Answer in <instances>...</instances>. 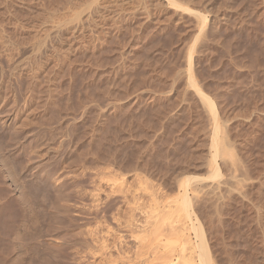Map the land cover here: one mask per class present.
Instances as JSON below:
<instances>
[{
	"label": "rangeland",
	"instance_id": "374dc122",
	"mask_svg": "<svg viewBox=\"0 0 264 264\" xmlns=\"http://www.w3.org/2000/svg\"><path fill=\"white\" fill-rule=\"evenodd\" d=\"M170 1L0 0V89L4 88L0 112L5 107L7 111L5 100H10L16 102L12 112L20 122L34 113L44 114L45 107L54 113L52 124L48 121L54 128L35 135L31 153L25 152L24 159H31L33 151L35 156L38 145L42 151L46 140L57 146L64 129L70 133L62 158H55L50 166L72 173L58 180L60 190L53 189V183L37 184L41 189L36 194L27 187L31 200L27 208L14 195L6 197L10 205L4 213L7 229L17 230L23 224V264H169L170 260L175 264H264V0ZM198 14L209 21L206 43L200 48ZM53 27H58L57 33ZM35 43L40 44L37 49ZM28 46L37 52H29ZM190 52L196 60L194 79L216 104L221 135L230 145L225 149L231 150L229 156L235 155L233 164L242 166L240 170L232 162L227 165L231 157L226 158L228 167L225 162L223 166L219 156L218 172L198 167L210 158L206 128L213 113L208 116L188 78L177 75L188 68ZM19 56L28 57L23 68L15 67ZM67 113L79 116L74 128L59 123ZM3 132L1 140L14 145L5 141L1 147L12 148L25 139L21 132L15 139ZM234 170L242 180L237 186L229 183V192L225 187L219 190L220 196L200 191L204 183L226 178ZM179 177H189L187 189ZM190 181H198L194 184L200 190L195 187L197 191L192 192ZM186 191L187 206L182 194ZM8 236L11 247L13 238ZM49 238L57 242L55 248ZM30 242L39 247L31 249ZM14 257L15 253L7 259ZM21 257L19 263L14 262L16 257L10 263L20 264Z\"/></svg>",
	"mask_w": 264,
	"mask_h": 264
},
{
	"label": "bare ground",
	"instance_id": "6f19581e",
	"mask_svg": "<svg viewBox=\"0 0 264 264\" xmlns=\"http://www.w3.org/2000/svg\"><path fill=\"white\" fill-rule=\"evenodd\" d=\"M167 1V0H166ZM173 2H176L177 3V1L175 0H172ZM172 1H170V2H172ZM187 1V0H186ZM191 1V0H190ZM188 3H189V1H188ZM191 3V2H190ZM173 4V3H172ZM181 5V4H180ZM85 11V10H84ZM178 13V12H177ZM87 14V13H86ZM196 16H197V13H196ZM219 17V16H218ZM195 18V17H194ZM225 18V17H224ZM197 19V18H196ZM196 21H198L197 23L199 24L198 26H199V35H198V37H197V40L196 41H198L199 43H200V45H199V43L197 44L199 47L198 48H200L202 45H201V43L202 44H204V43H206V42H204V41H206L205 40V35H207L206 34V28H207V25H208V23H207V18H206V15H202V14H198V20H196ZM209 22V21H208ZM214 22V21H213ZM74 25V24H73ZM195 25L197 26V24L195 23ZM195 25H194V27H195ZM212 25V24H211ZM59 27H60V25H59ZM63 27V26H62ZM54 28V27H53ZM61 28V27H60ZM210 28H212V26L210 27ZM209 28V29H210ZM55 29V28H54ZM58 27L55 29V32L57 33L58 31ZM213 30V29H212ZM212 30H211V32H212ZM60 31V30H59ZM210 31V30H209ZM214 31V30H213ZM215 32V31H214ZM52 33V32H51ZM208 33V32H207ZM213 33V32H212ZM55 34V33H54ZM210 34V33H209ZM52 35V34H51ZM54 36V35H53ZM57 36V35H56ZM215 36V35H214ZM46 37V36H45ZM213 37V36H212ZM42 40H43V38H42ZM73 42V41H72ZM204 42V43H203ZM41 43V42H40ZM197 43V42H196ZM36 44V43H35ZM37 45V44H36ZM38 45H40V44H38ZM38 45H37V47L35 48V49H37L38 48ZM69 45V46H68ZM67 46L68 47H70V44H68ZM211 45V44H210ZM33 46H34V44H33ZM195 47H196V44L194 45ZM28 48H30L29 46H28ZM198 48H197V50H198ZM203 48V47H202ZM192 49V48H191ZM207 49V48H206ZM28 50V49H27ZM66 50H67V48H66ZM202 50V49H201ZM29 51V50H28ZM27 51V53H25L27 56L29 55V54H31V53H29V52H33V51H36V50H34V47H32L31 46V48H30V51L28 52ZM203 51V50H202ZM37 52V51H36ZM204 53L206 52V51H203ZM208 52V51H207ZM33 54H34V52H33ZM199 56V55H198ZM26 56H24L22 59L20 58V56H19V60L16 62V64H15V67L16 66H19L20 67V65H21V67L23 68V62L24 61H27V60H24V58H25ZM28 57H30V55L28 56ZM28 57H26L25 59H27ZM30 59V58H29ZM29 61V60H28ZM187 63H188V68L184 71L183 70V72L182 71H180L181 73H179V74H177V75H181V77L182 76H185V77H187L188 78V80H187V82H188V84H189V86H191V87H195L194 89V92H195V95L198 97H196L195 95H193L194 97H196L197 99H200L201 98V100H199L201 103L202 102H204L203 103V107H206V108H204V109H206V110H208V111H206V112H208L209 113V117L212 115V113H213V120H211V118H210V121H209V125H208V127L206 128V130L207 129H209V130H207L208 132H209V135L207 134V136L208 137H206L207 139H208V141H206V142H209L208 143V146L210 145V147H207V149H209V150H207V151H209L208 152V154H210V158H208L207 156H206V159H207V161L205 162V163H202V164H204V165H198V167H201V166H203L202 168H204V167H207L208 169H206V168H204V169H206V171L208 170H215L216 169V171L218 172V170H219V167H218V161L217 160H219V159H217L218 158V156L219 157H221L220 159L222 160L223 159V166H224V162H225V165L227 164L226 162L228 161V160H226V158L227 159H229V157H231L230 159H231V161L229 162V164H227L228 166L230 165V163L232 162V164H233V162L234 161H236V159L234 160V159H232V156L234 155L232 152V155L231 156H229L230 155V153H229V151L228 150H230V149H228V150H226L227 149V147L228 146H230L229 144H227L229 141H226L227 139L225 138V136H224V134H223V136H224V139H226V140H224L223 139V136L221 135L222 133H223V127H222V130L220 129V127L222 126V125H220L219 123H218V121L216 120V113H217V110L215 109V106H216V104H215V106H214V103L212 102V100H210L209 99V97H207L208 95H206L198 86H197V83H196V81H195V79H194V61H196L195 60V56H194V53L193 52H190L189 53V55L187 56ZM24 64H27L28 65V63H24ZM14 66V65H13ZM12 66V67H13ZM18 67V68H19ZM28 67V66H27ZM25 68V67H24ZM11 69V68H10ZM14 69V68H13ZM15 69H17V68H15ZM199 69V68H198ZM10 71H14V70H10ZM0 72H2V71H0ZM5 72V71H4ZM33 72V71H32ZM47 72V71H46ZM10 73V72H9ZM12 74H14V73H12ZM5 75V74H4ZM9 75V74H8ZM44 75V74H43ZM196 75V77H197V74H195ZM50 76V75H49ZM60 76V75H59ZM176 76V75H175ZM5 77V76H4ZM39 77V76H38ZM45 77V76H44ZM43 77V78H44ZM177 77V76H176ZM179 77V76H178ZM177 77V78H178ZM180 77V78H181ZM1 78V77H0ZM6 78V77H5ZM57 78V77H56ZM2 79V78H1ZM36 79V78H35ZM40 79V78H39ZM4 80V79H3ZM8 80H10V79H8ZM37 80V79H36ZM199 80V79H198ZM2 81V80H1ZM14 81V80H13ZM52 81V80H51ZM180 81V80H179ZM10 82H11V80H10ZM200 82V81H199ZM15 83V82H14ZM177 83H178V81H177ZM4 84V83H3ZM34 84V83H33ZM43 84V83H42ZM47 84V83H46ZM7 85V84H6ZM35 85V84H34ZM10 86V85H9ZM50 86V85H49ZM172 86V85H171ZM1 87H6V86H2L1 85ZM52 87V86H51ZM202 87V86H201ZM37 88H39V87H37ZM44 88V87H43ZM186 88V87H185ZM14 89H16V88H14ZM49 89H50V87H49ZM192 89V88H191ZM190 89V91H192ZM3 90H4V88H1L0 89V99H1V96H2V93L4 94V92H3ZM30 90V89H29ZM42 90V89H41ZM45 90V89H44ZM50 90H52V89H50ZM174 90V89H173ZM189 90V89H188ZM6 91V90H5ZM10 92V91H9ZM14 92V91H13ZM42 92H44V91H42ZM41 92V93H42ZM50 92V91H49ZM184 92V91H183ZM188 92V91H187ZM186 92V93H187ZM194 92H192V93H194ZM40 93V92H39ZM48 93V92H47ZM46 93V94H47ZM6 94V93H5ZM14 94V93H13ZM33 94V93H32ZM183 94V93H182ZM189 94V93H188ZM8 95V94H7ZM19 95V94H18ZM38 95V94H37ZM36 95V96H37ZM48 95V94H47ZM46 95V96H47ZM185 96H186V94H184ZM29 96V95H28ZM35 96V97H36ZM46 96H44V98L46 97ZM92 96V95H91ZM90 96V97H91ZM188 96V95H187ZM189 96H191V95H189ZM31 97H33L32 95H31ZM50 97H52V96H50ZM57 97V96H56ZM200 97V98H199ZM11 98V97H10ZM96 98H98V97H96ZM193 98V97H192ZM195 98V99H196ZM8 99V98H7ZM40 99H42L41 97H40ZM47 99V98H46ZM48 100V99H47ZM187 100V99H186ZM191 99L189 98V101H190ZM15 101V100H14ZM45 101V100H44ZM63 101V100H62ZM192 101H193V99H192ZM1 102V101H0ZM6 102V103H5ZM5 104H6V106L8 107L7 108V111L5 112L4 110L6 109V107L4 108V110L2 111V109H1V112H5L3 115H1V112H0V130L1 131H4V132H7V133H11L10 135H13L14 137V139H15V137H16V135L15 134H17V133H23V135L24 136H22V137H24L23 139V141L22 142H20L18 145L16 144V146H13L12 148H11V146L12 145H14L13 143H11V141H10V143L11 144H8L9 142L7 141V140H5L6 141V143L8 144V145H11L10 146V148H9V146L7 147L6 145L7 144H5V146H6V148L5 147H1V146H3L4 145V143H5V141L3 142V139L1 140V137H0V140L2 141V142H0V145H1V143H3V145H1L0 146V264H11L10 263V261H13L14 259H15V257H16V259L14 260V262H20V261H18L19 259L18 258H20L21 257V255H22V257H23V254L25 255V253H23V251H25L24 250V248H25V246H26V244H25V242H24V240L22 239V237H24L25 235H22V231H23V228H22V226H23V224H22V226H20V227H17V230L16 229H10V232H9V230L7 229L8 227H7V224H8V222H7V224H6V219H5V214L4 213H6L7 212V210L8 211H10L8 208L10 207V205H8L7 204V199H6V197H10V195H14L15 196V198H17L18 199V201L22 204V205H24L25 207L27 206V205H29V203H28V201L30 200V199H27L28 197V195H26V189H27V187H29L28 189L31 191H33L34 193L37 191L38 192V190H39V188L37 187V184H38V186L40 185L41 186V184H47L48 183V185L50 184V183H53L54 184V186L53 187H55V188H53V189H58V187L56 188V186H59L60 187V185H59V183L61 184V182H59V181H62V180H59V179H62L63 177H64V175L66 176L67 175V173H69L68 171H62V170H59V167L58 166H54V167H58V168H56V170H55V168L54 167H50V166H52V165H54L53 163V160L55 159V158H59V157H61L60 156V154H62V152H63V148L65 149V144H66V142H67V139H69L68 138V135L70 134L69 133V131H67L66 129H64L65 131H66V133H64V135H61L60 134V137L61 138H59L60 140H58V142L59 143H57V141H56V143H57V146L56 145H50V144H48V142H46L45 141V143H47V145H45V147H42V151H40L41 149V147L40 146H42V145H38L39 146V150L37 151L38 153H36L35 154V156H34V151L32 152V155H33V157L31 158V159H29V157H27V159H24L26 156H28V155H26L25 157L23 156V154H25V152H27V151H30L29 149L31 148H29V146L31 145V143H32V139L35 137V135H37V134H39V131L41 132V130L42 129H47V128H51L52 126H51V124H52V118L54 117V113H53V110L52 109H49V107L48 108H46L45 107V109H47V111H44L45 113L44 114H42V112H40V113H34V114H36V115H34L33 113V115H32V117H30L29 116V118H27V120L25 121L24 119L26 118V117H22V119L24 120V121H19L17 118H16V116L17 115H14L13 114V109H14V105L15 104H13V103H16V102H13L12 101V103H11V101L10 100H5ZM20 102V101H19ZM35 102V101H34ZM42 102V101H41ZM49 102V101H48ZM55 102V101H54ZM38 103V102H37ZM66 103V102H65ZM88 103V102H87ZM111 103V102H110ZM110 103H107V105L108 104H110ZM187 103V102H186ZM1 104V103H0ZM47 104H49V103H47ZM104 104V103H103ZM195 104V103H194ZM204 104H205V106H204ZM32 105V104H31ZM49 105H52V102L49 104ZM61 105V104H60ZM86 105V104H85ZM4 106V105H3ZM36 106V105H35ZM53 106V105H52ZM65 106V105H64ZM87 106V105H86ZM104 106H106L105 104H104ZM195 106H196V104H195ZM17 107V106H16ZM39 107V106H38ZM51 107V106H50ZM18 108V107H17ZM36 109V107H33L32 109ZM53 108V107H52ZM58 108H59V106H58ZM71 108V107H70ZM73 108V107H72ZM186 108V107H185ZM202 108V107H201ZM31 109V110H32ZM238 109V108H237ZM104 110V109H103ZM105 110H107V109H105ZM201 110V109H200ZM243 110V109H242ZM30 111V110H29ZM34 111V110H33ZM40 111V110H39ZM205 111V110H204ZM203 111V112H204ZM210 111L212 112V113H210ZM249 111V110H248ZM21 112V111H20ZM199 112V111H198ZM205 112V113H206ZM27 113V112H26ZM57 113V112H56ZM59 113V112H58ZM79 113V112H78ZM16 114V113H15ZM74 114V113H73ZM211 114V115H210ZM29 115V114H28ZM28 115H26L27 117H28ZM83 115V114H82ZM97 115V114H96ZM38 116H41V118L40 117H38ZM78 115H69L68 113H67V115H65L64 117H62V119H60V125L62 124V123H64L65 124V127L67 128L68 126V128H70V125H75L78 121V118H79V116L77 117ZM85 116V115H84ZM37 117H38V120H37ZM60 117V118H61ZM209 117L207 118V119H209ZM31 118V119H30ZM40 118V119H39ZM229 118V117H228ZM42 119V120H41ZM226 119V118H225ZM235 119V118H234ZM40 120V121H39ZM55 120H56V118H55ZM39 121V122H38ZM51 121V124L49 123V122ZM77 121V122H76ZM227 121V120H226ZM54 122V121H53ZM76 122V123H75ZM208 122V121H207ZM58 123V122H57ZM57 123H53V124H57ZM64 124H63V126H64ZM208 124V123H207ZM58 125V124H57ZM60 125H58V126H60ZM73 125H72V127H73ZM63 126H61L60 128H65V127H63ZM224 126V125H223ZM227 126V125H226ZM71 127V128H72ZM52 128H54V127H52ZM67 128V129H68ZM74 128V127H73ZM93 128V127H92ZM59 129V128H58ZM58 129H56V131L58 130ZM49 130V129H48ZM63 130V129H62ZM61 130V131H62ZM71 130V129H70ZM205 130V131H206ZM43 131V130H42ZM47 131V130H46ZM206 131V132H207ZM220 131H222V132H220ZM224 131H225V126H224ZM4 132H3V134H4ZM53 132V131H52ZM51 132V133H52ZM55 132V131H54ZM77 132V131H76ZM7 133H5V134H7ZM13 133V134H12ZM56 133V132H55ZM60 133V132H59ZM63 133V132H62ZM72 133V132H71ZM98 133V132H97ZM44 134H45V132H44ZM50 134V133H49ZM1 135V134H0ZM8 135V134H7ZM47 135V134H46ZM78 135V134H77ZM52 136V135H51ZM58 136V135H57ZM71 136V135H70ZM69 136V137H70ZM238 136V135H237ZM6 137V136H5ZM9 137V136H8ZM12 137V136H11ZM37 137V136H36ZM41 137H42V135H41ZM53 137V136H52ZM59 137V136H58ZM12 138V139H13ZM17 138V137H16ZM20 138V137H19ZM47 138V137H46ZM51 138V137H50ZM78 138V137H77ZM11 138H9L8 140H12ZM13 139V141H16V140H14ZM40 139V138H39ZM44 139V138H43ZM49 139V138H48ZM51 139H53V138H51ZM206 139V140H207ZM38 141V140H37ZM41 141V140H40ZM39 141V142H40ZM53 141V140H52ZM55 141V140H54ZM72 141V140H71ZM225 141L227 142L226 144H225ZM31 142V143H30ZM38 142V143H39ZM42 142V141H41ZM49 142H50V139H49ZM68 142H69V140H68ZM78 142V141H77ZM15 143V142H14ZM34 143H36V142H34ZM44 143V144H45ZM52 143V142H51ZM42 144H43V142H42ZM68 144H70V143H68ZM72 144V143H71ZM84 144V143H83ZM75 145V144H74ZM88 145H89V143H88ZM206 145V144H205ZM37 145H35V147H36ZM37 146V147H38ZM44 146V145H43ZM36 147V148H37ZM67 147H70V146H68L67 145ZM88 147V146H87ZM206 147V146H205ZM225 147H226V149H225ZM3 148H5L6 150H3ZM32 148H34V147H32ZM68 149V148H67ZM74 149V148H73ZM32 150V149H31ZM72 150V149H71ZM81 150V149H80ZM226 150V151H225ZM40 151V152H39ZM70 151V150H69ZM68 151V152H69ZM228 151V153H226ZM231 151V150H230ZM84 152V151H83ZM30 153H31V151H30ZM224 153V155H222ZM27 154H29V153H27ZM70 154V153H69ZM68 154V155H69ZM80 154V153H79ZM226 154V155H225ZM228 154V155H227ZM31 154H29V156H30ZM67 155V156H68ZM206 155V154H205ZM222 155V156H221ZM62 156H64V155H62ZM76 156H78V155H76ZM86 156V155H85ZM225 156V157H224ZM228 156V157H227ZM235 156V155H234ZM7 157H9V158H11V160L9 159V158H7ZM31 157V156H30ZM82 157V156H81ZM81 157H79V159L81 158ZM203 157V156H202ZM62 158V157H61ZM60 159V158H59ZM59 159H57V160H59ZM71 159V158H70ZM76 160L78 159V158H75ZM205 159V158H204ZM203 159V160H204ZM12 162V164H11V162ZM13 160V161H12ZM73 160V159H72ZM202 160V161H203ZM234 160V161H233ZM54 161H56V160H54ZM238 161V160H237ZM8 162H10V164L8 163ZM53 162V163H52ZM68 162V161H67ZM66 162V163H67ZM75 162V161H74ZM51 163H52V165H51ZM61 163V162H60ZM65 162H63V164H64ZM70 163V162H69ZM220 163H221V161H220ZM59 164V163H58ZM63 164L61 165V166H63ZM68 164V163H67ZM94 164V163H93ZM232 164H231V168H232ZM239 164V163H238ZM84 164L82 163V166H83ZM86 165V164H85ZM100 165H101V163H100ZM220 165V164H219ZM221 165V166H222ZM226 165V166H227ZM235 165H237V163L235 164H233V167H236ZM67 166H69V164L67 165ZM66 166V167H67ZM87 166H88V164H87ZM227 166V167H228ZM239 166V165H238ZM238 166L235 168V170L237 171L239 168H238ZM70 167H72L71 165H70ZM240 167V166H239ZM54 170H53V169ZM82 168H84V167H82ZM81 168V169H82ZM197 168V167H196ZM231 168H230V170H231ZM238 168V169H237ZM241 168H242V166H241ZM240 168V169H241ZM62 169V168H61ZM66 169H68V167L66 168ZM85 169V168H84ZM90 169H92V168H90ZM106 169V168H105ZM227 169V168H226ZM233 169V168H232ZM239 169V170H240ZM72 170V169H71ZM80 170V169H79ZM78 170V171H79ZM83 170V169H82ZM102 170V169H101ZM235 170L234 171H232V172H235ZM59 171H60V173H59ZM62 171V172H61ZM70 171V170H69ZM81 171V170H80ZM79 171V172H80ZM204 171V170H203ZM207 171V172H208ZM215 171V172H216ZM244 171V170H243ZM67 172V173H66ZM74 172V171H73ZM79 172H77V173H79ZM84 172H86V169L84 170ZM83 172V173H84ZM89 172V171H88ZM183 172V171H182ZM185 172H186V170H185ZM211 172V171H210ZM215 172L213 173V176H215ZM83 173H81V174H83ZM184 173V172H183ZM241 173V172H240ZM243 173V172H242ZM69 174H72L71 172L69 173ZM75 174V173H74ZM93 174V173H92ZM103 175H105L104 174V172L102 173ZM108 174V173H107ZM195 174V173H194ZM231 174V172H229V175ZM184 175H186L185 173H184ZM196 175V174H195ZM228 175V174H227ZM237 175H239V173L238 174H236V172H235V174H231L230 176H226V178H216V180H213V181H210V183H208V182H206L207 184L205 185V183H204V186L202 185V184H200V185H202L203 187H204V190H203V188H201L202 190H200L199 189V187L198 186H195V184L198 182H193V181H190V182H193V185H191V186H193L194 187V189H193V187L192 188H190V189H192L193 191L192 192H194V190L195 191H197V189L196 188H198V191L200 190L201 192L202 191H204L203 192V195H204V193H205V190L207 191L206 193H208V191H210V193L209 194H211V193H213V194H216L217 192H219V190L221 189V188H223V189H225V190H227L228 189V187L230 186V185H228L229 183H231V186H232V183H233V186H234V183L236 184V183H240L241 182V180H242V178L241 177H238ZM244 175V174H243ZM68 176V175H67ZM70 176H73V175H70ZM84 176V175H83ZM86 176V175H85ZM91 176V175H90ZM107 176V175H106ZM105 176V177H106ZM181 176V175H180ZM247 176V175H246ZM69 177V176H68ZM76 177V176H75ZM81 177H82V175H81ZM107 177H109V176H107ZM216 177V176H215ZM84 178V177H83ZM88 178H89V176H88ZM241 178V179H240ZM244 178V177H243ZM80 179V178H79ZM95 179V178H94ZM93 179V180H94ZM180 179H181V177H179V181H180ZM251 179V178H250ZM249 179V180H250ZM59 180V181H58ZM64 180V179H63ZM81 180V179H80ZM88 180V179H87ZM178 180V179H177ZM181 180H183V181H180L181 183H182V185H185V184H187V182L189 181V177H187V179H181ZM194 180V179H193ZM240 180V181H239ZM56 183H55V182ZM91 181V180H90ZM202 181V180H201ZM246 181H248V180H246ZM245 181V182H246ZM57 182H59V183H57ZM64 183H65V181H63ZM76 182H77V180H76ZM75 182V183H76ZM177 182V181H176ZM244 182V183H245ZM249 182H251V181H249ZM86 183V182H85ZM178 183V182H177ZM195 183V184H194ZM52 184V185H53ZM82 184V183H81ZM88 184V183H87ZM92 184H93V182H92ZM189 184V183H188ZM187 184V185H188ZM243 184V183H242ZM242 184H239V185H242ZM62 185H63V183H62ZM89 185H90V183H89ZM94 185V184H93ZM96 185H98V184H96ZM112 185H115V184H112ZM187 185H185L186 186V188L185 189H187ZM199 185V186H200ZM236 186H237V184H236ZM48 187H50V186H48ZM83 187H84V185H83ZM178 187H181L180 185H178ZM190 187V186H189ZM196 187V188H195ZM225 187V188H224ZM50 188H52V187H50ZM112 188H114V190H115V188H116V186H113ZM112 188H110V189H112ZM233 188V187H232ZM234 188H236V187H234ZM243 188V187H242ZM38 189V190H37ZM41 189V188H40ZM62 189V188H61ZM64 189V188H63ZM104 189V188H103ZM231 189V188H230ZM239 189V188H238ZM244 189H245V187H244ZM44 190H45V188H44ZM58 190H60V189H58ZM95 190H97V189H95ZM94 190V191H95ZM179 190V189H178ZM46 191V190H45ZM51 191H52V189H51ZM86 191V190H85ZM90 191V190H89ZM101 191V190H100ZM113 190H111V192L110 193H114V191L112 192ZM181 191V190H180ZM231 191V190H230ZM47 192V191H46ZM96 192H99L98 190L96 191ZM116 192H117V190H116ZM187 193H182L183 194V196L185 197V206H187L190 202H189V198L187 199L186 198V194H188V191H186ZM227 192V191H226ZM228 192H229V189H228ZM235 192V191H234ZM238 193H239V191H237ZM236 192V193H237ZM29 193V192H28ZM32 193V192H31ZM31 193H29V194H31ZM44 193V192H43ZM55 193H57L56 191H55ZM110 193H108L109 195H110ZM119 193V192H118ZM198 193H200V192H196V194H197V196H199L200 195V197H202V193H200V194H198ZM221 193H224V192H221ZM231 193V192H230ZM243 193V192H242ZM36 194V193H35ZM48 194V193H47ZM61 194V193H60ZM66 194V193H65ZM99 194V193H98ZM107 194V195H108ZM217 194H219V196H220V192L219 193H217ZM226 194H228V193H226ZM38 195V194H37ZM63 195V194H62ZM95 195H96V193H95ZM41 196V195H40ZM99 196V195H98ZM194 196H196L195 194H194ZM214 196V195H213ZM215 196H217V195H215ZM229 196V195H228ZM30 197V196H29ZM226 197V196H225ZM32 198H34V197H32ZM42 198V197H41ZM46 198V197H45ZM82 198V197H81ZM86 198H88V199H90L89 197H86ZM100 198V197H99ZM110 198V197H109ZM222 198V197H221ZM9 199V198H8ZM12 199H14V198H11L10 199V201L12 200ZM35 199H36V197H35ZM92 199V198H91ZM106 199V198H105ZM213 199V198H212ZM216 199V198H215ZM94 200V199H93ZM98 200V199H97ZM222 200H223V198H222ZM242 200V199H241ZM9 201V200H8ZM13 201V200H12ZM83 201H85V200H83ZM87 202H88V200H86ZM89 201H91V200H89ZM99 201H100V199H99ZM98 201V202H99ZM106 201V200H105ZM105 201H104V203H105ZM30 202H31V200H30ZM33 202V201H32ZM80 202V201H79ZM10 203V202H9ZM85 202H83V204H84ZM95 203V202H94ZM97 203V202H96ZM95 203V204H96ZM107 203V202H106ZM220 203V202H219ZM12 204V203H11ZM13 204H14V201H13ZM32 204V203H31ZM48 204V203H47ZM87 204V203H86ZM20 205V204H19ZM97 205H99L98 203H97ZM110 205V204H109ZM117 205V204H116ZM14 206V205H13ZM12 206V207H13ZM30 206V205H29ZM86 206V205H85ZM113 206V205H112ZM21 207V206H20ZM82 208L81 209H84V210H86L87 211V208L85 209L83 206H81ZM99 207V206H98ZM98 207H96L95 206V208L97 209ZM103 207V206H102ZM101 207V208H102ZM188 207H191V205L190 206H188ZM188 207H186V208H188ZM24 208V207H23ZM27 208V207H26ZM31 208H32V206H31ZM57 208V207H56ZM90 208V207H89ZM92 208V207H91ZM7 209V210H6ZM11 209V208H10ZM22 209V208H21ZM53 209V208H52ZM95 209V210H96ZM27 210H29V209H27ZM90 210V209H89ZM88 210V211H89ZM93 210V209H92ZM94 210V211H95ZM101 210V209H100ZM34 211V210H33ZM91 211V210H90ZM187 211V210H186ZM191 211V210H190ZM25 212V211H24ZM29 212V211H28ZM81 212H83V211H81ZM79 213V214H82V213ZM92 212V211H91ZM90 212V213H91ZM96 212H97V210H96ZM34 214V213H33ZM86 214H88L87 212H86ZM97 214V213H96ZM106 214V213H105ZM186 214H188V216L190 217L191 216V213H189V210H188V212L186 213ZM83 215V214H82ZM81 215V216H82ZM85 215V214H84ZM8 216V214L6 215V217ZM32 216V215H31ZM89 217H90V215H88ZM95 216V215H94ZM100 216V215H99ZM10 217V216H9ZM24 217V216H23ZM85 217V216H84ZM97 217V220H98V215L96 216ZM95 217V218H96ZM134 217V216H133ZM83 218V217H82ZM136 218V217H135ZM8 219V218H7ZM22 219V218H21ZM113 219V218H112ZM111 219V220H112ZM87 220V219H86ZM97 220H95V221H97ZM132 220V219H131ZM146 220V219H145ZM25 221V220H24ZM27 221V220H26ZM34 221H36L35 219H34ZM89 221V220H88ZM99 221V220H98ZM104 221V220H103ZM105 221H107V220H105ZM105 221H104V223H105ZM115 221H117V220H115ZM147 221V220H146ZM145 221V222H146ZM152 221V220H151ZM149 219H148V222H150V223H152ZM11 222V221H10ZM22 222V221H21ZM86 222V221H85ZM16 223V222H15ZM81 223V222H80ZM83 223V222H82ZM117 223V222H116ZM120 223V222H119ZM130 223H132V222H128L127 224H130ZM147 223V222H146ZM18 224V223H17ZM24 224H25V222H24ZM100 224V223H99ZM103 224V223H102ZM106 224V223H105ZM118 224V223H117ZM121 224V223H120ZM148 224V223H147ZM9 225V224H8ZM11 225H13V223L11 224ZM19 225V224H18ZM85 225V224H84ZM116 225V224H115ZM133 225H135V227H136V223L135 224H133ZM132 225V227L134 228V226ZM145 225V224H144ZM144 225H142V226H144ZM26 226V225H25ZM109 226H111V225H109ZM129 226V225H128ZM128 226H127V228H128ZM138 226V225H137ZM149 226H150V224H149ZM148 226V227H149ZM11 227V226H10ZM13 227V226H12ZM14 227H15V225H14ZM32 227V226H31ZM79 227V226H78ZM113 227V226H112ZM119 227V226H118ZM131 227V228H132ZM139 227V226H138ZM137 227V228H138ZM141 227V226H140ZM145 227V226H144ZM147 227V228H148ZM16 228V227H15ZM34 228V227H33ZM97 228V227H96ZM132 228V229H133ZM27 229V228H26ZM129 229H130V227H129ZM128 229V231L130 232L131 231V229L129 230ZM145 228H143V230H144ZM149 229V228H148ZM16 230V231H15ZM135 228H134V230H132L131 231V234H133V231L135 232ZM147 230V229H146ZM15 231V232H14ZM79 231H80V229H79ZM8 232H9V234H11V235H9L10 237L12 236V234L13 233H11V232H14V234H13V237H11V240H12V238H13V243L11 242V244H13L11 247H10V249H9V247H8V242H7V236H8ZM81 233V232H80ZM24 234H26V233H24ZM37 234V233H36ZM97 234V233H96ZM99 234H101V233H99ZM33 235V234H32ZM35 235V234H34ZM102 235V234H101ZM9 236H8V239H9ZM37 236V235H36ZM92 236V235H91ZM103 236V235H102ZM138 236V235H137ZM135 237H136V235H135ZM85 238V237H84ZM83 238V239H84ZM87 238V237H86ZM97 238V237H96ZM104 238V237H103ZM137 238V237H136ZM143 238V237H142ZM34 238H32V240H33ZM91 239V238H90ZM125 239V238H124ZM38 240V239H37ZM81 240V239H80ZM87 240V239H86ZM9 241V240H8ZM39 241V240H38ZM48 243L52 246V245H54V242H55V240L54 239H52V238H49L48 240ZM63 241V240H62ZM65 241V240H64ZM83 241V240H82ZM90 241V240H89ZM99 241V240H98ZM137 241V240H136ZM34 242H36V240L34 239ZM42 242V241H41ZM85 242V241H84ZM87 242V241H86ZM96 242V241H95ZM101 242V241H100ZM139 242V241H138ZM141 242V241H140ZM143 242V241H142ZM31 243V242H30ZM55 243H57V242H55ZM64 243V242H63ZM82 243V242H81ZM87 243H89V242H87ZM11 244H9V245H11ZM32 244V245H31ZM30 245L32 246L31 247V249L33 248V246L35 247L36 246V244L35 243H31ZM35 244V245H34ZM37 244H38V242H37ZM49 244H47V245H49ZM83 244V243H82ZM90 244V243H89ZM88 244V245H89ZM39 245V244H38ZM49 245V246H50ZM84 245H86L85 243H84ZM83 245V246H84ZM127 245V244H126ZM29 246V245H28ZM27 246V247H28ZM57 246V245H56ZM55 245H54V248L56 247ZM59 246V245H58ZM96 246V245H95ZM144 246V245H143ZM12 247H14L13 249L14 250H12ZM37 247V246H36ZM35 247V248H36ZM39 247V246H38ZM37 247V248H38ZM35 248L33 249L34 251H36L35 250ZM36 248V249H37ZM47 248V247H46ZM51 248V247H50ZM53 248V247H52ZM59 248V247H58ZM137 248V247H136ZM143 248V247H142ZM9 249V250H8ZM26 249V248H25ZM28 249V248H27ZM128 249V248H127ZM11 250V251H10ZM55 250H58V249H55ZM33 251V252H34ZM39 251V250H38ZM38 251H36V253H38V255H39V252ZM12 253V254H9V255H13L14 253H15V257L11 260V259H7V257L9 258V255H8V253ZM26 252V251H25ZM56 252V251H55ZM138 252V251H137ZM28 253V252H27ZM33 254H35V253H33ZM52 254V253H51ZM54 254V253H53ZM138 254V253H137ZM140 254V253H139ZM142 254V253H141ZM26 255H28V254H26ZM30 255V254H29ZM38 255H37V257H38ZM35 256V255H34ZM54 256V255H53ZM137 256V255H136ZM140 256V255H139ZM13 256H11L10 258H12ZM22 257H21V259H22ZM33 257V256H32ZM31 257V258H32ZM55 257V256H54ZM54 257H53V259H54ZM26 258V257H25ZM56 258V257H55ZM134 258V257H133ZM23 259H24V257H23ZM23 259L21 260V263H22V261H23ZM7 260H9V261H7ZM49 259H47V262H50V261H48ZM172 261L173 260H170V263L169 264H172ZM12 263V264H15V263ZM25 262V261H24ZM174 262V264H175V261H173ZM20 263V264H21ZM23 264V263H22ZM25 264V263H24ZM65 264V263H64Z\"/></svg>",
	"mask_w": 264,
	"mask_h": 264
}]
</instances>
